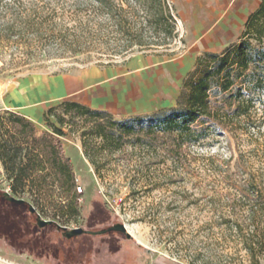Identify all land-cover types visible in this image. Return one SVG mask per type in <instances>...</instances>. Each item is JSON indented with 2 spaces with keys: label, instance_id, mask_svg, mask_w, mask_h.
Instances as JSON below:
<instances>
[{
  "label": "rangeland",
  "instance_id": "rangeland-1",
  "mask_svg": "<svg viewBox=\"0 0 264 264\" xmlns=\"http://www.w3.org/2000/svg\"><path fill=\"white\" fill-rule=\"evenodd\" d=\"M16 2L0 12V141L20 139L11 114L29 120L35 134L24 164L26 154L41 150L42 134L54 135L43 115L62 103L52 97L57 77L125 63L136 53L180 54L191 42L177 22L163 45V27L152 18L147 23L141 7L113 21L96 16L81 0ZM33 107L42 109L40 122L27 117ZM258 117L262 124L256 129L242 125L194 147L178 148L160 130L149 135L137 128L132 136L113 137L121 136L117 150L104 138L85 135L93 123L67 117L65 135L54 139L70 161L72 191L52 161L47 170L34 171L24 190L14 191L15 178L0 158V190L29 202L36 214L0 198V264H264L262 104ZM84 142L97 165L86 157ZM252 182L261 186L257 198ZM79 186L85 193L76 199ZM73 206L81 213H73ZM38 217L56 225L39 227ZM117 225H125L130 237L101 234ZM76 228L85 233L69 238ZM251 244L253 252L247 250Z\"/></svg>",
  "mask_w": 264,
  "mask_h": 264
},
{
  "label": "trees",
  "instance_id": "trees-1",
  "mask_svg": "<svg viewBox=\"0 0 264 264\" xmlns=\"http://www.w3.org/2000/svg\"><path fill=\"white\" fill-rule=\"evenodd\" d=\"M0 1V12L6 9L7 13L17 4L16 0ZM81 1L88 5L96 16L107 17L113 21L122 18L123 14L134 13L136 9L143 8L147 23L152 18L158 26L163 27L160 34L163 37L158 40L163 42V45L167 44L168 39L172 38L176 31L177 19L167 0ZM27 25L26 29H35V25ZM137 44L144 45L142 41ZM259 104L264 106V0H261L257 9L247 17L245 31L238 43L231 45L222 53H205L197 59L193 71L184 80L174 107L151 115L136 116L128 121H117L107 111L92 110L72 100L64 99L59 106L50 108L44 113V121L54 135L42 134L38 140L42 148L36 155L26 154L29 159L27 164L23 163V152L29 149L31 138L29 136L35 134V128L26 118L11 114L20 125L16 127L18 131L16 135L20 136V139L14 141L2 139L0 158L4 168L15 178L14 191L18 188L24 190L27 183L33 180L34 171L47 170L50 161L57 170L56 175L64 177L63 183L68 191H72L75 183L70 161L63 156L61 143L54 139L55 135H65L63 127L67 124L66 119L69 116L72 119H83L85 123H93L91 131L85 132V135L94 134L110 141L114 150L119 149L117 142L121 139V136L118 141L113 139L117 133L122 136H132L137 134V128H140L139 133L146 129L144 134L149 135L156 134L157 130H160L166 133L178 148H181L183 145L202 146L211 135L229 134L242 125L254 129L260 127L262 122L258 117ZM52 118L56 122H52ZM147 120H152L154 123L150 125ZM140 121L145 123L138 124L137 122ZM84 148L86 157L92 164L97 165L86 142ZM32 164L37 169L31 167ZM251 188L252 196L257 198L261 193V186L252 182ZM6 195V192L0 190V198L12 204L13 202H10ZM82 197L83 194L79 195L75 191L76 199ZM17 205H22L29 211L32 207L27 201ZM71 209L75 214L81 213L76 206ZM53 225L56 224L47 226ZM252 247V244L249 245L247 250L253 252Z\"/></svg>",
  "mask_w": 264,
  "mask_h": 264
},
{
  "label": "crops",
  "instance_id": "crops-1",
  "mask_svg": "<svg viewBox=\"0 0 264 264\" xmlns=\"http://www.w3.org/2000/svg\"><path fill=\"white\" fill-rule=\"evenodd\" d=\"M179 27L191 40L175 55L136 53L125 63L92 67L55 79L52 97L69 99L117 119L151 115L176 105L186 77L205 53H222L238 43L250 13L261 0H172ZM44 88V87H43ZM39 95L33 100L37 103ZM40 122L42 109L27 112Z\"/></svg>",
  "mask_w": 264,
  "mask_h": 264
},
{
  "label": "water",
  "instance_id": "water-1",
  "mask_svg": "<svg viewBox=\"0 0 264 264\" xmlns=\"http://www.w3.org/2000/svg\"><path fill=\"white\" fill-rule=\"evenodd\" d=\"M6 198L10 201V202H13V203H17V204H23L25 202V200L23 199H16L14 197H12L10 194H7L6 195ZM30 212L32 213H35V209L33 207H30ZM55 223L54 221H47V220H43L41 219L40 217H38V225L39 227H46L47 225H51ZM65 229V228H64ZM120 231L122 233H125L127 235V237L129 238L130 237V234L127 232V228L125 225H117L115 227H112L108 230H104L101 232V234H105L106 232L108 231ZM85 231L82 229V228H76V229H73L69 234H68V237L71 238L73 236H79V235H82L84 234Z\"/></svg>",
  "mask_w": 264,
  "mask_h": 264
},
{
  "label": "built area",
  "instance_id": "built-area-1",
  "mask_svg": "<svg viewBox=\"0 0 264 264\" xmlns=\"http://www.w3.org/2000/svg\"><path fill=\"white\" fill-rule=\"evenodd\" d=\"M6 193H7V192H6ZM84 193H85L84 188L81 187V186H79V187L77 188V194L82 195V194H84ZM7 194H9V193H7Z\"/></svg>",
  "mask_w": 264,
  "mask_h": 264
},
{
  "label": "flooded vegetation",
  "instance_id": "flooded-vegetation-1",
  "mask_svg": "<svg viewBox=\"0 0 264 264\" xmlns=\"http://www.w3.org/2000/svg\"><path fill=\"white\" fill-rule=\"evenodd\" d=\"M65 227H63V229H64ZM110 229V228H109ZM106 230V229H105ZM104 231V230H103ZM116 231V230H115ZM109 232H111V231H109ZM120 232V231H119ZM106 234V233H105Z\"/></svg>",
  "mask_w": 264,
  "mask_h": 264
}]
</instances>
